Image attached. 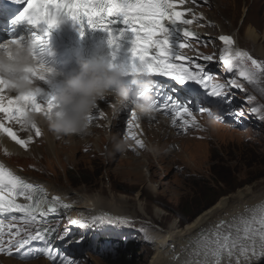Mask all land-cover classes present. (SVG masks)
<instances>
[{"label": "rangeland", "instance_id": "374dc122", "mask_svg": "<svg viewBox=\"0 0 264 264\" xmlns=\"http://www.w3.org/2000/svg\"><path fill=\"white\" fill-rule=\"evenodd\" d=\"M194 4L210 20L204 24L205 30L198 33V38L191 40L192 47L180 51L196 63L204 64L206 71L213 75V83L227 84L237 79L243 88L228 86L225 93L229 96L220 106L203 104V107L211 108L214 115L209 116L207 111H194L199 128L187 131L178 125L173 126L172 117L160 113L144 116L133 106L123 113V106L113 98L118 112L98 103L95 109L103 113L90 121L91 127L95 126L91 134L55 138L54 150L49 148L42 130L41 135L36 136L33 129L11 120V125L4 126L12 128L19 138L28 141V145L27 148L20 147L22 152H9L0 144V158L6 164L19 175L42 181L66 195L104 194L109 201L114 196L127 201L130 210H124L132 217V227L124 236L113 237L100 231L92 234L88 227L72 224L71 220L87 222L89 219L85 215L84 218H73L72 212L38 218L31 225L9 219L4 221L5 247L12 238L10 232L19 229L21 234L15 239L26 238L28 232L48 231L52 226L51 220H56L54 223H60V227L57 228V238L50 243L60 255L76 264H110L108 255H101L106 245L98 246L97 243L130 239L132 242L128 244H135L130 264H149L155 249L145 239L148 231L167 229L175 221L179 222V229L184 230L188 223L222 197H230L240 188L264 189V119L261 118L264 115V75L258 73L256 82L249 83L239 73L236 75L239 68H233L231 72L226 70L219 60L225 46L215 34L216 23L212 20L216 14L228 33H238L241 50L258 62H264V0H198ZM249 27L256 29L259 35L257 42L246 36ZM206 55L213 56V60L204 61L202 57ZM247 88L251 95L247 94ZM176 97L182 99V94L178 92ZM249 97L253 99L250 101ZM251 102L256 104L253 107L260 108V112L251 111ZM225 109L226 112L241 111L242 115L232 118ZM133 111L137 116L135 120H131ZM217 116L221 118L217 119ZM130 120L131 128L128 127ZM129 131H133L135 139L128 136ZM2 135L6 134L0 131V138ZM113 136L126 137L130 147L123 152L116 151ZM136 140L142 141L143 147H139ZM221 179L226 182H218ZM213 197L216 200L210 204ZM247 214L251 215V212ZM9 225L14 227L9 228ZM25 229L26 232L23 231ZM61 236H64L63 240ZM100 237L108 239L99 240ZM33 243L36 247L44 246L40 241ZM193 249L184 252L179 264L196 259L191 255ZM18 255L14 247L11 255L0 252V264H54L45 255L26 259L18 258ZM254 258L251 257L250 264H264V257L255 259L257 262L253 261ZM55 264H60L59 259ZM222 264H229L228 258ZM231 264H235V258Z\"/></svg>", "mask_w": 264, "mask_h": 264}, {"label": "snow or ice", "instance_id": "6c2138e0", "mask_svg": "<svg viewBox=\"0 0 264 264\" xmlns=\"http://www.w3.org/2000/svg\"><path fill=\"white\" fill-rule=\"evenodd\" d=\"M192 2L195 3V0ZM184 4L185 0H27V6L21 12L19 19L27 20L36 28L42 25L51 28L57 23L58 14H66L77 23L87 22L90 26L108 30L109 25L114 22L112 17L123 16V22L136 33L131 53L137 62L131 64L129 70L144 77L147 82V87L138 95L148 94L153 88L160 87L171 88L173 93L177 91L181 93L182 99L167 96L161 107L165 114L171 115L173 126L178 125L187 131L189 128H199L194 111H207L209 116H213L212 109L202 105L207 103L220 106L225 102V89L228 86L241 89L243 86L236 79L228 81L227 84L213 83V76L206 71L204 64L196 63L179 51V49L191 48V40L198 38L197 33L187 26L191 25L193 20L201 18L193 15L192 19H186V12L191 13L192 9L177 10L178 5ZM94 21L97 23L94 24ZM166 24L180 26L176 29L180 36L175 44L170 39L171 31ZM219 39L225 46L219 60L226 66L227 71L231 72L233 68H239V75L247 79L249 83L256 82L258 73L264 75V62H258L247 52L234 50V40L231 36L221 35ZM109 42L115 43V40ZM13 43H22V41L14 39L8 42V44ZM32 44L33 56L40 58L43 49L40 37H36ZM202 59L211 62L213 56L206 55ZM155 77L168 79L156 84L153 79ZM172 81L175 84H172ZM6 90H10V82L0 76V112L4 113L9 120H15L18 124L33 129L35 135L40 136L41 129L36 123H26V117L30 111L42 110V106L34 102L33 93L17 94L13 98L4 95ZM214 97L219 99L213 100ZM252 99L249 97L250 101ZM156 103L155 100L152 101L153 109ZM251 111L258 113L260 108L253 107ZM227 115L238 118L242 113L228 111ZM94 118L90 115L88 119L91 121ZM261 118L264 119V115ZM135 119L137 116L133 111L131 120ZM131 120L128 124L129 128L133 126ZM0 131L22 148H27L28 141L19 138L12 128L0 123ZM128 136L135 139L134 133L129 132ZM136 144L143 147V142L140 140H136ZM18 196L24 197L28 202L18 203ZM70 207L71 205L64 203L57 196L49 198L43 187L25 181L0 164V214H23L20 219L23 223L31 225L38 221V217L44 218L50 213H56L58 209ZM249 211L251 215L240 217L237 223L226 226L224 222H221L209 235L196 240L191 254L196 259L186 261L185 264H222L225 258H228L229 264L233 258H235V264H250L251 257L257 259L264 257V204ZM11 218L17 219L15 215ZM70 222L81 228H87L90 225L121 227L131 223L127 218L112 217L108 214L92 216L87 222L82 220ZM11 227L14 225H9V228ZM46 231L45 229L44 232ZM44 232L40 230H37L35 234L28 232L26 238L20 239L15 238L20 236L21 230L10 232L12 238L5 247L4 221L0 219V252L11 255L14 247L20 259L43 254L54 264L58 259L60 264H76L75 261L65 258L54 250ZM60 239L63 240L64 236ZM145 239L148 237L146 236ZM33 241H40L44 246L26 247Z\"/></svg>", "mask_w": 264, "mask_h": 264}, {"label": "bare ground", "instance_id": "6f19581e", "mask_svg": "<svg viewBox=\"0 0 264 264\" xmlns=\"http://www.w3.org/2000/svg\"><path fill=\"white\" fill-rule=\"evenodd\" d=\"M196 1L198 0H195V2ZM188 8H191L192 12L191 13L186 12L185 14L186 19H192L193 15L197 17H201L200 19L193 20V23L187 26L190 28V30L194 31L198 35V33L203 32L205 30L204 24H208L210 19L208 18V16H206L205 13L201 12L197 8V5L194 4L192 0H185L184 5H178L177 7V9L180 11H185ZM212 20L216 23V28H215L216 33L215 34L217 35V37H220L221 35L231 36L234 40V44H233L234 50L242 51L240 47L238 33H235V34L228 33V31L225 29L223 25V22L218 20L216 14L214 15V18ZM166 27H169V26H166ZM179 27L180 26L178 25L176 28H172L173 31L171 30L170 39L172 40L174 44L177 38L180 36L178 35L179 32L176 30ZM246 36L250 38L251 40H253L254 42H257L258 37H259L256 29L253 27L248 28ZM17 94L18 93L14 91H10V90H6L4 93L6 97L11 96L13 98ZM112 99L113 97H108L107 99L102 100L99 103H101V105L106 107L107 109H108V106L111 107V109L114 110V112L116 113L118 112L119 108H117L114 105V103L110 102V101L113 102ZM131 106L132 105L130 103L126 106H123V110L121 112L124 113V111L126 109L129 110ZM93 112H94L93 113L94 115H97V114L99 115L103 113L102 111H99L97 109H94ZM153 115L155 116V114ZM155 117H157V115ZM5 124L6 123H4V125ZM37 125L42 130L44 137L47 138L48 140L47 143L50 144L49 148H51L52 150H54L56 147L55 138H57V140L60 139L61 137L65 138L64 137L65 135H58L48 130L47 124L43 122L42 120H40ZM94 127L95 126L91 127V129H95ZM47 130L50 132L48 133ZM0 144L9 152L11 151L22 152L21 151L22 149L20 148L21 146L16 144L14 141L11 140L10 137L6 135H2V137L0 138ZM0 164H3L6 168L12 171L15 175H19L18 172L15 169H12L11 167H9V165L6 164L2 158H0ZM28 180L34 184H37L43 187L46 190V193L49 198L53 196H57L64 203L71 205V207L68 209H59L61 211L56 212L58 215L63 212L65 213L72 212L73 218H76V219H80L79 216L80 217L83 216V218H84V215L89 216V219H87L88 221L90 220L92 216H98L102 214H108L109 216H112V217L124 216V218H127L129 221L132 218L127 214L128 209L130 208L127 201L125 200L120 201L115 196L113 200L109 201L104 196V194L103 195L97 194L96 196H90L89 194L76 196L74 195L75 193H73L72 195L70 194L66 195L65 193H61L58 190L52 188V186L50 187L48 185H45V183H42V181L41 182L36 181L35 179H32V178H29ZM150 186L153 188L152 185ZM263 200H264V189L263 188H260L258 190L256 189L255 191L252 188H240L232 196L222 197L213 206L206 209L196 219L188 223L186 227L184 228V230H180L178 227L179 222L177 223V221H175V222H172L171 225L167 229H160L161 231H157V230L148 231L146 233V236L148 237L146 241L150 243L152 247H154L155 249L149 264H175V263L179 264L180 260H182L181 257L183 256L184 252H187L188 249L195 247L196 240L201 239L203 236L209 235L215 229V227L221 222H224L225 225L227 226V225H231L234 222H238L240 217L249 216V214H247L248 212H250L249 210L256 208L258 205L264 204ZM17 202L27 203L28 201H26L24 197L18 196ZM253 203L254 205L252 206L251 204ZM124 209H127V212H125ZM82 212H83V215H82ZM52 216H55V215H51L50 213L47 217H52ZM129 227H132L131 224L127 226H121V227H117L115 225H108V226L90 225L88 227V231L92 232V234L96 233L97 231H100L102 233L109 234L110 236H113V237H118V236L122 237L125 234H127ZM255 259L257 258H254L253 261H255ZM254 264H258V263H254Z\"/></svg>", "mask_w": 264, "mask_h": 264}, {"label": "clouds", "instance_id": "9594fccd", "mask_svg": "<svg viewBox=\"0 0 264 264\" xmlns=\"http://www.w3.org/2000/svg\"><path fill=\"white\" fill-rule=\"evenodd\" d=\"M33 44L13 43L0 46V76L10 82V91L18 94L34 93L36 79L46 76L62 75L47 66L42 57L33 56ZM124 71L119 67H109L103 62H81L78 71L64 76L55 103L42 107L40 112H29L26 123L38 124L40 120L47 124L50 131L58 135L91 134L89 116L98 102L113 97L121 106L129 103L141 115L150 116L151 97L147 94L132 95L121 84ZM147 83L142 86V90ZM116 151L123 152L130 145L127 138L113 136Z\"/></svg>", "mask_w": 264, "mask_h": 264}, {"label": "trees", "instance_id": "16d2710c", "mask_svg": "<svg viewBox=\"0 0 264 264\" xmlns=\"http://www.w3.org/2000/svg\"><path fill=\"white\" fill-rule=\"evenodd\" d=\"M247 94L251 95L252 92L249 90V91H247ZM250 104L256 105L254 102H251ZM218 182L222 183V182H226V180L221 179ZM208 183H209V185H212L211 182H208ZM209 189H212V187H209ZM215 200H216L215 197L210 199V202H211L210 204H212ZM51 237L55 238V234L51 235ZM101 239L105 240L107 238L103 237ZM111 241L112 242H110V243H107L104 241L102 243H97L98 246H100V245L103 246V244L106 245V246H104L105 249H103L104 251L101 252V255H105V256L108 255L107 257L109 258L110 264H130V257H131V254L133 253V248H135L134 243L128 244V243L132 242L131 239L125 240V241H123V240H115V241L111 240Z\"/></svg>", "mask_w": 264, "mask_h": 264}]
</instances>
